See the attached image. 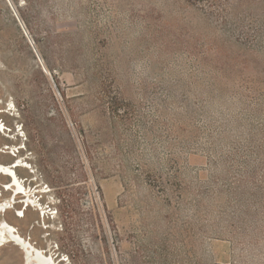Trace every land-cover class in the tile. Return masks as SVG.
<instances>
[{"label":"rangeland","instance_id":"1","mask_svg":"<svg viewBox=\"0 0 264 264\" xmlns=\"http://www.w3.org/2000/svg\"><path fill=\"white\" fill-rule=\"evenodd\" d=\"M0 166L56 264H264V0H0Z\"/></svg>","mask_w":264,"mask_h":264},{"label":"bare ground","instance_id":"2","mask_svg":"<svg viewBox=\"0 0 264 264\" xmlns=\"http://www.w3.org/2000/svg\"><path fill=\"white\" fill-rule=\"evenodd\" d=\"M14 164L13 166H15ZM17 166V165H16ZM0 174L1 176L9 177L11 179V182L8 184L12 188L16 189V178L14 177V184H13V175L7 168L0 166ZM7 188V187H6ZM18 193V192H17ZM19 192L17 195H20ZM13 203V202H12ZM30 206L31 204L28 203ZM2 206V205H1ZM6 210L9 209L8 207L5 208ZM2 207H0V212L2 213L5 211ZM17 231L11 227L9 224L3 222L0 225V248L4 247L6 244H13L15 247H18L19 250L23 253V260L25 264H56L53 257L48 258H42L40 254H36L37 252L33 248L30 242H28L27 239H22L21 237L16 236Z\"/></svg>","mask_w":264,"mask_h":264},{"label":"water","instance_id":"3","mask_svg":"<svg viewBox=\"0 0 264 264\" xmlns=\"http://www.w3.org/2000/svg\"><path fill=\"white\" fill-rule=\"evenodd\" d=\"M14 165V164H13ZM11 172V171H10ZM12 174V173H11ZM13 179H14V175H13ZM13 184H14V180H13Z\"/></svg>","mask_w":264,"mask_h":264}]
</instances>
